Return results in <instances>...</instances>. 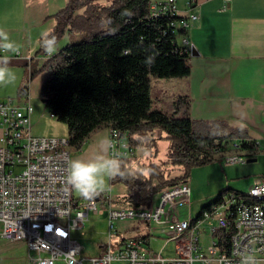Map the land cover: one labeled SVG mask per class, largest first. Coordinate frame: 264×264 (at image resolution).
Returning a JSON list of instances; mask_svg holds the SVG:
<instances>
[{"label":"trees","instance_id":"trees-1","mask_svg":"<svg viewBox=\"0 0 264 264\" xmlns=\"http://www.w3.org/2000/svg\"><path fill=\"white\" fill-rule=\"evenodd\" d=\"M151 1L109 0L103 5L94 0H67L64 8L49 18L54 26L46 34L56 36L57 43L67 35L79 36L80 40L67 44L36 70V74L47 73L40 88L41 101L49 114L66 126L71 150L80 152L90 136L100 130L127 135L133 155L118 160L119 172L111 182L124 185L128 193L109 202L146 209L163 189L187 182L194 168L213 163L215 140L245 137L244 130L231 129L223 122L191 120L188 96L174 99L170 116L151 110L150 76L182 79L191 72L190 56L181 53L176 35L168 27L174 19L151 18ZM46 34L39 38L34 57L45 53L41 41ZM22 91L28 90L24 86ZM156 129L165 131L169 140L167 161L137 165L134 151H149L154 139H149L148 133ZM242 147L223 148L221 156ZM168 167L180 169L181 175L170 178ZM227 193L245 198L248 192L241 195L242 192L225 189L215 201L201 208L191 225L201 221L204 213ZM228 236L221 230L214 234L226 245Z\"/></svg>","mask_w":264,"mask_h":264},{"label":"built area","instance_id":"built-area-1","mask_svg":"<svg viewBox=\"0 0 264 264\" xmlns=\"http://www.w3.org/2000/svg\"><path fill=\"white\" fill-rule=\"evenodd\" d=\"M195 4L196 0H190L188 7ZM149 14L151 18L174 19L168 27L176 35L181 53L190 56L191 46L185 35L197 15L180 16L175 0H152ZM20 98L0 102V239L23 245L28 254L25 264H241L246 257L251 264H264V205L239 198L237 193L222 196L195 226L191 220H176L175 215L179 206L189 205L187 182L163 189L149 209L113 205L104 193L102 199L80 194L87 202L74 198L75 189L67 183L68 137L34 135V110L28 91H22ZM49 117L54 119L51 114ZM251 143L215 140V153L221 155L223 148L243 145L253 149L246 147ZM107 149L110 159L133 155L127 135L117 130L108 131ZM222 161L225 165L246 162L242 157ZM247 191L264 192V183H255ZM91 213L104 216L107 231L98 254L86 259L81 243L73 235L83 229ZM131 222L166 225L164 245L181 241L175 257L165 258L161 252L149 249L146 237L129 236L126 230L117 228L118 223ZM200 224H205L209 238L205 247L201 244ZM218 230L229 235L228 245L214 237ZM123 233L127 236H121Z\"/></svg>","mask_w":264,"mask_h":264},{"label":"crops","instance_id":"crops-1","mask_svg":"<svg viewBox=\"0 0 264 264\" xmlns=\"http://www.w3.org/2000/svg\"><path fill=\"white\" fill-rule=\"evenodd\" d=\"M175 1L180 16L197 15V21L187 30L185 37L199 56L190 57L191 72L188 77L170 79V88L177 95L170 100L171 105L177 97L188 96L191 120L223 122L231 129H242L245 137L232 140H249L252 142V152L263 151L264 0H196L191 8L188 7L190 0ZM66 3L67 0H18V5L11 7L0 0V27L8 32L12 41L21 45L18 54L8 55H21L30 63L32 58L28 57L37 51L39 38L54 26L53 20L49 18L63 9ZM60 43L54 53L45 52L35 57L37 69L62 49ZM51 134L67 136V128L65 132ZM223 157L222 155V159ZM232 168H241L238 176L246 174L245 171L242 172L246 166L228 165L225 170ZM224 176L226 182L232 179L226 172ZM258 182L264 183V178L250 181L248 187ZM108 199L117 201L110 197ZM176 220L186 221L179 217ZM131 223L133 224L126 229L130 233L128 235L146 237L151 251L161 252L165 258L175 257L176 248L181 241L164 245L166 225L141 226L139 222ZM202 228L204 229L203 226ZM206 238L208 240L203 244L202 241L205 242ZM208 243L209 238L205 232L201 235V244L205 247Z\"/></svg>","mask_w":264,"mask_h":264},{"label":"rangeland","instance_id":"rangeland-1","mask_svg":"<svg viewBox=\"0 0 264 264\" xmlns=\"http://www.w3.org/2000/svg\"><path fill=\"white\" fill-rule=\"evenodd\" d=\"M16 7L18 0H2ZM95 3L103 5L109 4V0H94ZM80 40L78 36H65L59 42L61 48L67 44L76 43ZM58 42V43H59ZM57 43V44H58ZM55 55V54H54ZM10 57V56H9ZM28 58H32V61L28 63L27 59H23L21 55L10 57L8 66L15 72L16 80L13 84L0 86V102L7 100H20V90L22 87H26L29 91L30 103L33 107L32 115V130L34 133L42 135V137H62L54 136L52 133L65 132L66 126L58 123L56 120L49 117V111L45 108L41 102L40 88L42 83L47 77V73L36 74L35 57L33 53ZM33 73V77L30 79V75ZM171 80L159 79L150 76V98H151V110L159 109L165 112L169 116L172 113V105L170 100L177 96L176 93L170 88ZM50 132V133H49ZM107 135L106 130H100L86 141L82 149L86 146L82 152H75L68 149L70 161L74 159H81L85 162L94 160L97 157H108L107 149ZM65 136V134H63ZM149 139H154V146L149 148V151L135 150L134 155L136 157L137 165L148 164H162L167 161V153L169 149V140L166 139V133L163 130L156 129L148 133ZM234 148V147H230ZM242 157L246 162L245 164H232L238 166H246V169L242 172H246L245 175H239L241 168H232L225 170V165L222 161V156L215 154V161L211 164L194 168L188 178L189 188V205L185 207L179 206L175 210L176 217L187 220L188 218L194 219L199 214L202 207L216 200L218 193L226 188L237 192H242L245 195L248 191V183L256 178H264V150L253 151L241 150L232 152L223 157ZM252 159V160H250ZM167 175L170 178H175L181 175L180 169L166 168ZM224 172L231 175L232 179L226 182ZM236 176V177H235ZM221 191V192H222ZM104 193V197H110L113 200H119L122 196L128 193L127 187L116 182H111V177H105V188L103 191H98L93 198L97 199L98 196ZM226 196V194H224ZM73 196L79 201L87 202L86 198H80V193L76 190L73 191ZM156 201V197L153 199ZM100 204L97 203V208H100ZM135 223V222H134ZM137 223V222H136ZM141 226L144 224L139 222ZM133 223H118L117 228L120 231L126 230ZM204 227V229L202 228ZM203 229L201 232L205 234V224H200ZM106 221L104 216L96 217L92 213L89 216V221L84 223L83 229L74 233L73 237L78 239L81 243L84 251L83 256L86 259H90L96 256L99 252L98 246L104 242L106 234ZM143 232V230H139ZM126 234H130L126 232ZM122 234L121 236H127ZM130 236V235H129ZM205 236V235H204ZM112 248H115V237H112ZM208 239H205L206 243ZM27 251L20 243L6 242L0 239V264H25L27 261ZM86 264H90L86 261ZM199 264V263H194Z\"/></svg>","mask_w":264,"mask_h":264},{"label":"clouds","instance_id":"clouds-1","mask_svg":"<svg viewBox=\"0 0 264 264\" xmlns=\"http://www.w3.org/2000/svg\"><path fill=\"white\" fill-rule=\"evenodd\" d=\"M44 51L52 54L56 51L57 37L46 34L41 41ZM21 45L12 41L8 32L0 27V86L13 84L16 80L15 72L8 66L9 53L18 54ZM120 163L116 159L97 157L85 162L81 159L71 160L68 164L67 183L84 197H91L105 188V177H112L119 172ZM241 264H251L249 258Z\"/></svg>","mask_w":264,"mask_h":264},{"label":"bare ground","instance_id":"bare-ground-1","mask_svg":"<svg viewBox=\"0 0 264 264\" xmlns=\"http://www.w3.org/2000/svg\"><path fill=\"white\" fill-rule=\"evenodd\" d=\"M228 158H237V157L231 156ZM228 158H226V159H228ZM242 199H244L246 201H252L253 204L264 205V192L253 193L252 191H248L246 197L242 198Z\"/></svg>","mask_w":264,"mask_h":264},{"label":"water","instance_id":"water-1","mask_svg":"<svg viewBox=\"0 0 264 264\" xmlns=\"http://www.w3.org/2000/svg\"><path fill=\"white\" fill-rule=\"evenodd\" d=\"M198 56H199V53L196 51L195 47L191 46V55H190V57H198ZM41 102L44 104L43 100Z\"/></svg>","mask_w":264,"mask_h":264}]
</instances>
